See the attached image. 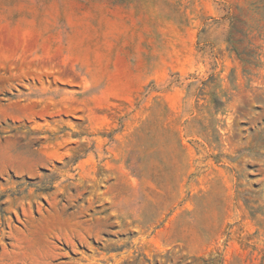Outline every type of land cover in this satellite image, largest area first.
<instances>
[{
  "label": "rangeland",
  "instance_id": "1",
  "mask_svg": "<svg viewBox=\"0 0 264 264\" xmlns=\"http://www.w3.org/2000/svg\"><path fill=\"white\" fill-rule=\"evenodd\" d=\"M0 264H264V0H0Z\"/></svg>",
  "mask_w": 264,
  "mask_h": 264
}]
</instances>
